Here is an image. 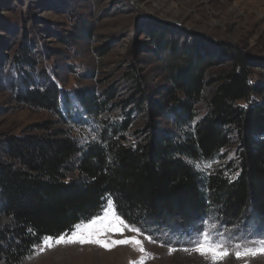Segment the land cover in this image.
<instances>
[{
    "label": "rangeland",
    "instance_id": "1",
    "mask_svg": "<svg viewBox=\"0 0 264 264\" xmlns=\"http://www.w3.org/2000/svg\"><path fill=\"white\" fill-rule=\"evenodd\" d=\"M160 31L177 44L209 51L214 65L206 78L214 77L231 66L220 47L264 59V0H0V156L2 141L10 136L38 135L48 126L49 132L63 131L84 144L95 140L106 124H117L126 114L133 120L128 138L152 117L155 126L172 129L182 139L184 130H192L205 116L210 92L208 89L196 103V117L189 127L158 116L157 107L172 87L167 72L170 57L153 41ZM47 79L61 93L55 110L17 98L26 90H43ZM251 81H264L262 67L251 68ZM134 84L142 89V94L134 96H143L137 104L131 97ZM79 95L91 97L98 106L92 108L94 112H85L77 100ZM236 151L233 138L216 155L193 160L194 168L205 176L223 171L234 178L238 172L227 165H237ZM108 199L98 215L75 225L65 237L76 226L83 228L104 217L107 209L108 219H97L93 234L102 233L98 238L109 244L135 237L146 255L136 244L111 248L95 243L57 244L56 237L51 248L41 252V242L17 264H130L142 255L144 264H213L210 255H201L190 242L206 229L213 232L214 239H219L215 234H222L232 253L216 264H264V256L237 259L234 255L264 240V228L247 220L226 226L209 212L195 228L175 235L165 229H140L122 217L123 224H119L114 219L116 210L108 208ZM116 225L123 228L122 233L109 230ZM242 241L247 243L237 249ZM0 264L7 263L0 259Z\"/></svg>",
    "mask_w": 264,
    "mask_h": 264
},
{
    "label": "trees",
    "instance_id": "2",
    "mask_svg": "<svg viewBox=\"0 0 264 264\" xmlns=\"http://www.w3.org/2000/svg\"><path fill=\"white\" fill-rule=\"evenodd\" d=\"M155 36L157 47L170 57L167 72L172 85L157 107L158 116L189 127L196 103L209 89L205 116L192 130L186 128L182 139L172 129L155 126L152 117L134 129L130 139L133 120L126 114L84 144L63 131L49 132L48 126L38 135L3 140L0 259L7 264L19 263L45 238L67 234L89 221L110 197L121 217L140 229L181 235L209 212L226 226L247 220L264 228V81H251V68L264 70V59L220 47L231 66L206 78L214 65L209 51L165 39L163 31ZM138 85L132 98L142 94ZM60 94L47 79L43 90H26L17 98L55 110ZM77 100L86 113L98 107L89 95ZM233 138L238 163H228L227 168L238 172L234 178L223 171L205 176L194 168L193 160L216 155Z\"/></svg>",
    "mask_w": 264,
    "mask_h": 264
},
{
    "label": "snow or ice",
    "instance_id": "3",
    "mask_svg": "<svg viewBox=\"0 0 264 264\" xmlns=\"http://www.w3.org/2000/svg\"><path fill=\"white\" fill-rule=\"evenodd\" d=\"M199 166V165H197ZM210 167V165H208ZM108 208L117 210L114 212V219L119 222V224H123V220L120 219V217L123 215V213L118 212L119 205L114 203L111 198L108 199ZM97 219H108L107 215V209L105 210V216L104 217H97ZM97 219H93L90 221L87 225H85L83 228L80 226H76V230L72 232L70 236L67 238L65 237L64 234H61L58 238H56V243L61 244V243H74V242H79L81 244L84 243H95L99 244L100 246L104 248H111L115 244H136L140 245L139 251L141 253H145V249L139 239H136L135 237H130V238H125L122 240L118 241H113L111 244L105 242L104 240L99 239V235L102 233L97 232L93 234L92 229L96 227L97 225ZM125 227H128V225H125ZM215 227V226H213ZM113 232H123V228L119 227L118 225L113 226L111 229H109ZM130 231H136L137 233L140 232V229H134V228H129ZM219 236V239H214V234L210 230H205L203 233H198L197 237L190 241L195 245L194 250L199 252L201 255H210L213 264H216L217 261H221L225 258H227L230 254L228 247L226 243L224 242L225 238L223 237L222 234H215ZM52 237H47L42 241V244L44 247H41L40 251L43 252L44 248H51L52 247ZM149 239H151L149 237ZM247 241H242V244L236 245L237 249H241L243 244H246ZM258 246L257 247H243V250H237L234 255L236 256L237 259H240L242 257L246 256H264V240L258 241ZM146 255V253H145ZM144 259L145 256L142 255L139 260L137 261H132L130 264H144Z\"/></svg>",
    "mask_w": 264,
    "mask_h": 264
}]
</instances>
